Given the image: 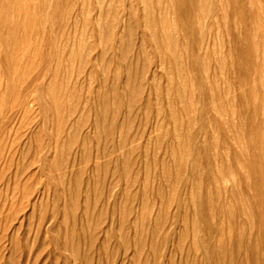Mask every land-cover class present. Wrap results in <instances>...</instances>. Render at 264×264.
<instances>
[{
    "label": "rangeland",
    "instance_id": "rangeland-1",
    "mask_svg": "<svg viewBox=\"0 0 264 264\" xmlns=\"http://www.w3.org/2000/svg\"><path fill=\"white\" fill-rule=\"evenodd\" d=\"M0 264H264V0H0Z\"/></svg>",
    "mask_w": 264,
    "mask_h": 264
},
{
    "label": "bare ground",
    "instance_id": "bare-ground-1",
    "mask_svg": "<svg viewBox=\"0 0 264 264\" xmlns=\"http://www.w3.org/2000/svg\"><path fill=\"white\" fill-rule=\"evenodd\" d=\"M168 45H169V47H167V48H169V49H170V44L168 43ZM168 45H167V46H168ZM172 45H173V44H172ZM123 143H124V142H123ZM123 146H124V145H123Z\"/></svg>",
    "mask_w": 264,
    "mask_h": 264
}]
</instances>
